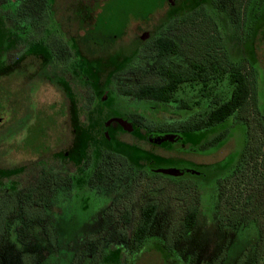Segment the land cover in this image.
<instances>
[{
	"label": "flooded vegetation",
	"instance_id": "obj_1",
	"mask_svg": "<svg viewBox=\"0 0 264 264\" xmlns=\"http://www.w3.org/2000/svg\"><path fill=\"white\" fill-rule=\"evenodd\" d=\"M195 2L166 0L163 9L139 24L136 40L124 53L84 57L75 41L78 36L67 37L53 15L55 0L40 35L33 31L17 35V47L3 55L5 67L18 64L24 73L33 67L27 74L33 79L55 63L61 70L59 85L66 90L70 78L80 88L78 103L68 102L58 148L38 153L29 148L26 162L14 156L12 165L0 166V264H78L85 259L86 264H96L110 245L140 255L145 244L156 241L165 244L162 251L175 252L177 259L185 254L194 257L190 264L201 263L206 251L194 254L166 247L178 245L180 237H191L198 224L212 217L199 203L202 181L210 176L206 158L211 156V131L235 121L245 105L255 107L261 75L258 41L228 37L235 31L242 34L243 17L249 14L256 38L264 31V0H206L202 9H194ZM196 18L206 22L207 40L181 39L179 31L193 26ZM77 22H83L81 17ZM41 39L45 52L21 55L23 45L29 42L32 47ZM73 59L74 67L68 69ZM236 77L248 85L245 105L211 126V112L227 101L233 90L228 82ZM5 111L0 106V129L9 127L15 117L9 120L10 110ZM249 119L254 121L251 116L239 117L243 122ZM27 127L22 125L13 134L17 144L21 138L30 139ZM247 159L237 169L220 171L223 198L227 182L239 179ZM259 168L250 173L254 187L262 189L264 169ZM236 185L231 191L233 205L240 204L243 190L253 186ZM228 199L229 210L219 204L213 216L227 224L238 207ZM237 212L241 220L254 208L238 207ZM259 250L257 254L264 256V249ZM162 251L151 248L147 254L161 258ZM220 251L208 264H217ZM256 264H264V257Z\"/></svg>",
	"mask_w": 264,
	"mask_h": 264
},
{
	"label": "rangeland",
	"instance_id": "obj_2",
	"mask_svg": "<svg viewBox=\"0 0 264 264\" xmlns=\"http://www.w3.org/2000/svg\"><path fill=\"white\" fill-rule=\"evenodd\" d=\"M165 2L166 0H55L53 15L55 14L56 20L67 37L78 36L75 41L83 56L93 58L117 53L119 50L124 53L128 43L136 40L135 37L140 32L139 24L149 20L163 9ZM79 17L83 22H77ZM200 19L196 18L193 26L189 25L181 29L178 33L180 38L191 41L207 40L206 22ZM245 20L248 26L243 24ZM252 20L251 14L243 17L240 28L242 32L251 30ZM229 39L235 41L232 37ZM256 40L258 41V67L261 74L258 76V96L254 103L255 107H251L250 103L249 106L245 105L238 116H242L244 120L251 116V119L261 123V126L250 119L248 123L236 117L235 121L232 118L211 131L214 134H211V142L208 146L211 156L206 158V173L210 176L202 181L201 197L203 198L199 203L209 208V215L212 217L206 220V223L202 221L198 224L191 237H180L178 245L166 247L176 252H193L194 254L206 251L201 257L200 264H208V259L213 253L218 252V248H221L217 255L218 259L223 260L221 264H234L236 258L240 256L239 253L245 249V254L236 264H246V258H254L256 262H259V259L264 257L257 254L260 248L264 249V188L254 187L256 180L250 173L254 168L264 169V31L258 34ZM229 50H231L230 45H227L225 51ZM56 66L54 64L42 69L33 79H29L27 75L34 71L33 67H28L27 73L16 71L0 79V106L6 110L5 112L10 110L7 112L9 120L11 115L15 114L10 128L6 126L7 128L0 129V166L12 165L14 156L20 162H26L30 158L32 149L38 153L41 150L49 152L54 150V147L58 148L56 145L63 131L68 102L70 100L78 103L76 89L80 86L75 88L71 79L66 78V83L69 85L67 89L70 91L63 89V86L59 85V79L62 80V76L59 75L61 70L59 66ZM22 125L28 126L27 137L30 134V139L21 138L17 144L14 141L15 137L12 136ZM215 136L218 137L214 139ZM246 156L248 159L243 163L239 179L233 178L227 182L225 194L227 198H230L229 203L233 205L231 200L233 187L236 184L242 187L244 184L248 186L252 183L253 186L248 187L249 189L243 188L241 203H234L233 206L253 207L254 212L239 220L238 207H236L228 221L229 224L213 219L215 207L219 204L226 206L227 211L229 210L226 197L223 198L222 190L219 188L220 171L229 168L237 169L240 167V161ZM184 178L185 176L180 177V179ZM259 182L258 185L261 184ZM262 183L264 184V181ZM150 243L143 246L140 255L125 254L122 253L125 250L115 249L110 245V251H105L98 256L96 264H133L132 262H136L135 264H190L191 262L185 254L177 259L174 256L175 252L162 251L165 250L163 249L165 244H160V241ZM206 246H209V249ZM151 248L164 252L160 254L161 258L155 253L147 254ZM86 263L85 259L78 264Z\"/></svg>",
	"mask_w": 264,
	"mask_h": 264
},
{
	"label": "trees",
	"instance_id": "obj_3",
	"mask_svg": "<svg viewBox=\"0 0 264 264\" xmlns=\"http://www.w3.org/2000/svg\"><path fill=\"white\" fill-rule=\"evenodd\" d=\"M205 1L206 0H196L193 8L202 9L206 3ZM51 2L52 0H2L0 2V76L6 75L7 73L11 75L14 72L18 71V64L14 66L8 65L6 67L3 65L6 63L3 55L17 47V39L20 36L21 31H25V33L27 34L32 31L36 35L41 34L44 26L49 24L48 19L50 17L49 9L51 6ZM243 24H247L248 26L247 20H245ZM255 35L256 32L252 28L249 31L242 32L241 35L239 34V32L235 31L232 36V40L236 39L237 41H239L241 39L244 42H248L249 40L254 41L256 39ZM228 40L230 41L229 37ZM28 44L29 42L22 46L21 55L25 56L24 54L32 50L34 52L46 51V48L43 46L42 39L40 41H33L32 47H29ZM71 47L73 48L72 44ZM46 62L48 63L47 60ZM47 63H45L44 66H46ZM74 63L75 61L73 59L67 68L69 69L71 68V66L74 67ZM54 64L55 63H52V65ZM228 83L232 86L233 90L223 106L211 112V126L221 123L222 121L227 120L230 117H233L236 112L240 110L246 103L248 95V85L246 84V81H244L243 77L232 78ZM216 137L218 136H215L214 139H216ZM190 220L191 219L189 218V221ZM185 227L189 230L192 227V222L186 223ZM241 256H238L236 258L234 264L238 262ZM188 258L191 259V262L195 260L194 257L188 256ZM261 259L262 257L259 260L261 261ZM246 260V264H256V260L254 258H246ZM222 261L223 260H218L217 264H220L219 262Z\"/></svg>",
	"mask_w": 264,
	"mask_h": 264
}]
</instances>
